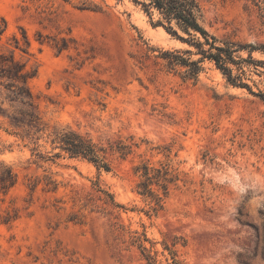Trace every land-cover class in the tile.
<instances>
[{"label": "rangeland", "instance_id": "374dc122", "mask_svg": "<svg viewBox=\"0 0 264 264\" xmlns=\"http://www.w3.org/2000/svg\"><path fill=\"white\" fill-rule=\"evenodd\" d=\"M198 1L210 34L264 40L251 0ZM156 20L131 0H0V52L34 73L27 84L44 126L21 139L0 116V171L14 175L0 185V264H147L139 243L157 264L170 262L166 245L183 264H264V210L254 221L250 205L264 203V104L209 61L196 78L169 69L155 56L194 47ZM249 69L245 82L264 92V76ZM63 127L137 146L125 159L111 156L109 171L97 169L53 148ZM141 162L167 166L176 179L164 197L152 185L159 203L137 192ZM95 182L121 207L86 202L100 194Z\"/></svg>", "mask_w": 264, "mask_h": 264}, {"label": "trees", "instance_id": "16d2710c", "mask_svg": "<svg viewBox=\"0 0 264 264\" xmlns=\"http://www.w3.org/2000/svg\"><path fill=\"white\" fill-rule=\"evenodd\" d=\"M139 6L149 17L157 15V20L152 24L163 26L168 32L175 35L178 39L194 47V51H163L155 57L161 58L169 69H175L178 66L186 67V77L196 78L201 70L203 61H209L221 72L226 81L236 87H244L249 92L257 95L264 104V92L254 93L250 86L245 82L247 71L250 65L253 66L257 75L264 76V59L253 60L251 53L258 51L264 54V40L261 43L243 44L233 38L219 39L210 34L202 24L203 10L198 0H131ZM261 12L262 32L264 33V0H251ZM4 24V23H3ZM5 25H0V35L4 31ZM179 31L185 35L179 34ZM16 42H18L16 40ZM25 42H28L25 39ZM247 50L248 58H243L237 53ZM196 54L199 57L195 60L190 55ZM262 66V70L257 67ZM34 73H29L25 65L15 59L13 54H4L0 52V116L8 121L11 128L10 133L21 139H33L37 133H42L44 126L40 123V118L36 114L32 101V94L28 87V79ZM25 132V134H24ZM35 140L39 136L34 137ZM132 139V138H130ZM51 144L53 148H58L70 158H82L91 162L97 169L109 171L111 169V159L117 155L125 159L131 152L132 146L136 143H125L122 140L116 142H107L105 145L95 142L92 138L84 133L73 130L69 127L55 129L52 133ZM33 143L36 144L34 141ZM37 146V145H36ZM40 160H52L60 157V152L50 156L42 155L36 152ZM134 172L143 178L137 184V192L144 196L152 197L157 203L162 198L159 193H155L152 185L161 190L162 196L168 193V184L175 181V178L168 177L169 171L167 166L155 168L148 162H141L134 166ZM14 183V175L10 169L4 168L0 171L1 187H9ZM95 192L100 194H88L86 202L99 201L103 204L121 207L115 202L113 194L101 189L98 183H93ZM134 241H140L139 237L132 235ZM141 248L147 264H157L154 257L146 253L145 247L138 244ZM170 254L168 264H183L176 256L175 251L164 247Z\"/></svg>", "mask_w": 264, "mask_h": 264}, {"label": "clouds", "instance_id": "9594fccd", "mask_svg": "<svg viewBox=\"0 0 264 264\" xmlns=\"http://www.w3.org/2000/svg\"><path fill=\"white\" fill-rule=\"evenodd\" d=\"M240 191L243 192L244 189L241 188ZM250 205H251V207L253 208L252 218H253V220L255 221V216L258 215L260 211L264 210V203H260V202H258L257 200L253 199L252 201H250ZM257 210H258V211H257ZM230 214L234 216V215L236 214V209L233 208V209L231 210V213H230ZM224 219H225V221H230V220H228V217H227V216H225ZM231 222H235V221H234V220H231ZM233 247H234V250H235L237 253H239V252H243V251H244L243 248L236 247V246H233Z\"/></svg>", "mask_w": 264, "mask_h": 264}]
</instances>
